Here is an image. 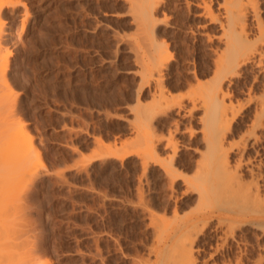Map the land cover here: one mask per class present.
<instances>
[{
  "label": "rangeland",
  "instance_id": "rangeland-1",
  "mask_svg": "<svg viewBox=\"0 0 264 264\" xmlns=\"http://www.w3.org/2000/svg\"><path fill=\"white\" fill-rule=\"evenodd\" d=\"M14 1L18 3L3 6L5 37L11 36L5 38L6 47L11 46L7 78L15 73L18 80L10 77L8 82L21 101L16 115L9 116L6 110L2 113L0 108V131L7 130V123L16 128L25 125L23 134L31 135L24 141L30 142L33 136L31 142L40 158L32 153L34 159L27 164L35 171L27 172L26 165L17 164L18 169L24 168L20 172L16 169L21 176L11 173L16 167L11 170L14 164L6 165L7 158L0 162L6 175L0 181V209L6 211L0 214L9 215H0L5 225L0 233L9 240L25 238L28 248L15 250L21 252L18 257L17 253L11 255L0 235V264L19 260L25 264L29 258L28 264L33 259L37 264H144L145 258L156 262L150 245L166 227L197 211L198 175L210 161L201 136L203 127L196 118L202 109L189 115L186 109L177 113V108L167 107L144 120L139 114L146 105L143 112L151 113L164 97L172 101L182 98L189 106L198 84L212 78L213 60L232 37L221 31L223 0L211 1L214 19L196 15L201 8L194 3L201 0ZM258 5L264 18V0ZM253 22L250 17L246 20L249 36ZM160 50L168 55V63L162 71L163 92L154 96V85L141 77L140 65ZM256 66L253 61L247 63L239 76L233 75L225 83L231 91L226 101L232 100L241 113L230 140H238L250 123L255 108L250 95L264 93L263 74ZM172 139L177 142L176 150ZM0 140L3 143L2 136ZM1 147L9 149L6 144ZM2 148L0 161L6 154H1ZM172 156L174 169H169ZM39 159V166H35ZM11 176L13 184L6 183ZM10 189H15V194H7ZM5 194L14 196L13 200ZM3 203L17 211L5 209ZM248 231L252 244L256 238L263 242L264 237L254 235L257 231ZM200 237L203 239L194 247L197 262L209 250L196 249L206 239ZM233 248L231 254L235 255L238 251ZM213 259L216 257L208 261Z\"/></svg>",
  "mask_w": 264,
  "mask_h": 264
},
{
  "label": "bare ground",
  "instance_id": "bare-ground-1",
  "mask_svg": "<svg viewBox=\"0 0 264 264\" xmlns=\"http://www.w3.org/2000/svg\"><path fill=\"white\" fill-rule=\"evenodd\" d=\"M2 1L0 2V108L4 110V112L2 113H5L7 111L10 114L9 116H11V115H16L19 112L18 108L20 107L21 99L19 101L18 97L20 96L16 97L15 96L16 93H14L15 95L12 93V88L14 87L13 86L14 83L12 84L13 87H11V84H9V82L11 81L8 82L10 77H12L11 79L15 80L16 78L15 73L13 74L14 77L10 76L9 78H7V76L10 74L8 72V68H10L9 55L11 54H9L10 53L9 47L11 49V46H9L8 48L6 47L5 38L8 37L9 39L10 34L9 36L5 37L6 36L5 13H4L5 10L3 6L6 4L7 5L10 4L13 6L14 4L16 5L18 1H14V0H2ZM211 1L212 0H201V1L195 2L194 5L201 8V12H199L196 15L210 17L211 19H214L215 17H213V12L211 10ZM258 2L259 0H223L222 5H221L222 8L221 7L220 8L223 9L222 12H224L225 14V20L224 22H222V24L220 23L223 28L221 29V31L223 30L224 31L223 33L229 34L232 37L226 40L225 48L223 47L224 50L220 52L216 56V58L213 60L214 73L212 74L213 75L212 78L209 81H206L203 83L201 82L198 84V86L195 88V90L192 93L189 106L184 103L182 98L177 97L175 101H172L173 99L171 100L168 97L167 98L164 97L163 100H160L159 102H157V105L155 106V108H153L151 113H148L150 111H147V110H146L147 114H146V111L143 112L145 109H148V105H146V108L144 110L142 109L143 111H141V113L139 114L141 118L144 117L143 118L144 120L149 114L155 113L157 109L160 110L162 108L165 109L167 107L177 108L178 110L177 113L179 111L186 109L185 111L189 113V115H191L193 110L202 109V114L197 116L196 118L200 120L201 125L203 127L201 136H202L203 141H205L206 151H207L206 154H207V158L210 161L209 165L205 169H203L202 171L203 173L201 172L202 175L201 174L200 176L198 175V177H201V180H200V186L196 187L199 192L197 211L193 212L187 218H181L180 220H177L176 222L171 224L169 227H166V229L162 233H160V237L156 239V242L154 244H151L149 248V251L153 255H155L156 262L151 263L145 260V259L148 260L149 258H145L144 260L148 262L146 263L144 260L141 259L144 262V264H264V240L262 242L261 239L259 240L258 238H256V242L252 244V241L250 240L251 237L247 235V233L250 232L248 231V229H254L255 231H257L256 232L257 234L256 233L254 234L255 236L261 235L262 237H264V93L258 97L255 95L253 96L250 95L251 97V98L249 97L250 101L253 100L255 103L253 116L252 118L250 117L251 118L250 123L249 125H246L247 128H245L246 129L245 134L240 136L238 140H230L229 135H232L230 133L234 129V123L236 122L237 114H239L240 111L238 113V110L235 109V105L231 102L232 100H229L228 102L226 101V97H228V94L231 91L229 90V88H227V85H225L226 81L227 80L230 81V78L233 75L239 76L241 74V68L243 66H246L247 63L251 61L255 62V65L257 64L256 67H258L259 71L263 74L262 76L264 78V18H262V16L260 15V9H259ZM187 3L190 4L189 1H187ZM8 12L9 11L7 10V13ZM145 12L146 11H144V13ZM142 16L146 17L143 15V13H142ZM248 17H250L254 21L252 24L250 23L252 26V30H253L252 36H249L250 33L246 31V25L248 23V22L246 23V20ZM23 24H22V28H23ZM17 36L16 34L14 36L16 40L18 39ZM15 38H13L15 41L14 44L16 43ZM13 39H10L9 41ZM16 49L18 48H15V50ZM146 51L149 52V50H146ZM167 57L168 55L163 53L162 50H160L158 51L157 56L149 57L148 60L143 61V63L140 65L141 75H142L141 77L146 79L147 82L153 83L154 85L153 95L156 92H160V93L163 92L162 83H164L163 82L164 73L162 71L164 70L166 66V62L168 63V60L166 61V59H168ZM195 77H197V74H195ZM17 80L18 79L16 78V81ZM16 81H13V82H16ZM127 94L128 96H130L131 93L127 92ZM13 95L15 97H13ZM184 98L186 99V96ZM17 110L18 112L15 114ZM17 116H19V114ZM175 123L178 125L179 123L178 120H175ZM5 126L6 125L3 124V127ZM8 126L9 125L7 123V128H6L7 130L5 131L3 130L2 133L0 131V133L3 134V135L0 134V138L2 136L4 139L2 140L3 143L0 142V144H2L1 146L6 144V146L8 145V148H9L8 150H4L0 146V148L3 149L1 154H3L4 152L6 153L3 157L4 159H2L0 162L2 164V161L4 162V160L7 158V161H5L6 165L9 164L8 166H10L14 164L10 166V168L11 167L15 168L16 166L21 168L22 166L20 164H24L23 165L24 168L27 166L25 168V171H26L29 166L27 164L31 163V158L33 157L32 153L35 154L34 157L40 158L39 151H37L36 149L37 147L33 145L34 143L31 142L33 140L32 139L33 136L29 137L31 138L29 140L30 142H25L26 140L24 141V139H26L25 136L28 137L31 135L30 133H29L30 135L23 134V133H26V132H23L25 131L23 130L25 125L24 126L19 125L20 127L18 128L13 127V126H10V127ZM151 128L152 127H150V129ZM166 142H169V141L167 140ZM172 145L174 146L176 150V147H177L176 140L175 141L173 140ZM149 150L151 151V153H153L152 155H154V150L152 152V149H150V147H149ZM175 150H174V153H175ZM142 158L146 160V157L144 155L142 156ZM173 159H174V156L171 157V160L169 162L170 163L169 169H174L172 165ZM200 159L198 162H200ZM35 161L36 160H34V162ZM39 161L41 160L39 159L38 162L36 161L37 163L35 162L34 165L38 164L39 166L40 164ZM203 163L205 162L203 161ZM17 164H19L21 167L18 166ZM17 167L15 168V171H13L11 168L12 170L11 173L16 174L17 172L16 169H18ZM24 168L18 169V171L20 172V170H24ZM32 169L33 167L28 169L27 172H29V170L35 171ZM1 170H0V174L1 173L2 174L0 175V181L2 182L1 179L4 177L1 178V176H3V174L4 176L6 175L5 173H3L4 169L2 171ZM19 172H17V175ZM10 175L13 176V174H10ZM16 176L14 177L16 178ZM18 176H21V175H18ZM9 178L10 177L7 178L8 180L6 179L7 181L6 183H9L10 181V183L13 184L11 182V181L14 182L13 178L12 180H10ZM1 182H0V186H1L0 189H2L3 187L1 185ZM7 186L8 185H6V187ZM9 187L10 186H8V190H9ZM11 189L9 193L7 192V194L13 195V193L15 192V189L14 191L13 190L11 191ZM9 195H7L6 198H10V199L14 198V196L11 197ZM3 202H4V199H3ZM18 205L19 204H17V206ZM6 206L10 208L9 205H5V207ZM13 206L15 205H11V207ZM7 207L5 209H8ZM10 209H9L10 215H11V210L12 212L17 211L15 208L11 210ZM1 210L4 211L3 209H0V212ZM4 212H2L3 215L7 214ZM3 215L1 216L2 217L9 216V215H4V216ZM17 216L19 218L18 213H17ZM14 219H16V222L18 221L17 217H15ZM5 222L6 221L4 220V223ZM4 226L5 225L3 224L1 220L0 227L3 228ZM17 229H20V228H17ZM9 230H12V228ZM5 231H7V229ZM20 232H23V231L21 230ZM237 232H239V234ZM3 234L5 235L4 232ZM4 235L3 237L1 235L2 237L1 239L5 237ZM24 235H26V233ZM200 236H205L206 239L203 240V242L201 241L202 243H200V246L198 245L196 249L200 248V250H204L208 248L209 250L206 255L207 259H205L206 257H204L202 261L197 262L196 261L197 256L196 257L194 256V247H195L196 241H198L199 238L200 240L203 239V238L201 239ZM18 237L20 238V236ZM22 238L23 236L21 237V239ZM4 239H6L5 241L8 243V244L6 243V246L5 245L4 246L7 248V250L9 249L8 251H10V253L12 252L11 255L17 253V251L16 253H14L15 250H23V248L27 247L24 241L26 240L25 238L22 241L21 240L16 241V239L14 238H10V240L7 238H4ZM0 245L3 246L2 243H0ZM233 247L237 248V251H238V252L236 251L237 253H235V255L231 254L232 249H234ZM0 249L2 250L3 248H0ZM26 249L28 250V248ZM31 250L33 251V249ZM0 252L3 255L2 253L3 251H0ZM19 253L21 252L18 251L16 256ZM28 256H32V255L28 254ZM28 256L27 257L25 256V257L28 259ZM213 256H215L216 259L215 261L213 259L212 262L210 263L208 259H212ZM29 259L24 263L28 264L29 263L28 261H30ZM136 259L138 260V257ZM19 261L18 263L14 262L12 264H19V263L21 264V262H23L21 260ZM35 261L36 260L33 259L32 264H34Z\"/></svg>",
  "mask_w": 264,
  "mask_h": 264
}]
</instances>
